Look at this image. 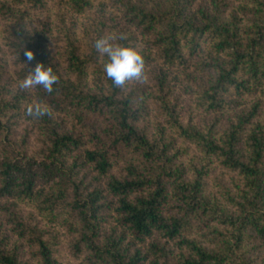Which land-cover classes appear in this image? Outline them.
I'll list each match as a JSON object with an SVG mask.
<instances>
[{
	"label": "trees",
	"instance_id": "16d2710c",
	"mask_svg": "<svg viewBox=\"0 0 264 264\" xmlns=\"http://www.w3.org/2000/svg\"><path fill=\"white\" fill-rule=\"evenodd\" d=\"M0 264H264V0H0Z\"/></svg>",
	"mask_w": 264,
	"mask_h": 264
},
{
	"label": "clouds",
	"instance_id": "9594fccd",
	"mask_svg": "<svg viewBox=\"0 0 264 264\" xmlns=\"http://www.w3.org/2000/svg\"><path fill=\"white\" fill-rule=\"evenodd\" d=\"M125 39L126 36L121 33L104 35L94 41L95 50L103 58L102 68L106 78L112 82L114 89L120 90L132 84L146 82L144 57L137 48L119 42ZM24 55L28 62L35 59L31 50L26 49ZM58 81L59 77L51 66L37 62L34 68L27 71L24 78L18 80L16 88L22 92L40 88L51 93L53 85ZM24 115L32 120H39L45 116L51 118L53 109L50 105L37 101L25 106Z\"/></svg>",
	"mask_w": 264,
	"mask_h": 264
},
{
	"label": "rangeland",
	"instance_id": "374dc122",
	"mask_svg": "<svg viewBox=\"0 0 264 264\" xmlns=\"http://www.w3.org/2000/svg\"><path fill=\"white\" fill-rule=\"evenodd\" d=\"M6 54H7V51H6ZM14 70H15V69L10 68L9 71H8L10 75H13V77H14L13 80H15V75H14L15 73H14Z\"/></svg>",
	"mask_w": 264,
	"mask_h": 264
}]
</instances>
